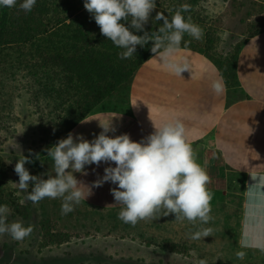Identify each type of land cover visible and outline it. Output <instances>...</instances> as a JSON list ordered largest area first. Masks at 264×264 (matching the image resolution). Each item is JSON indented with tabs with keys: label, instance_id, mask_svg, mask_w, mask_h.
Here are the masks:
<instances>
[{
	"label": "rangeland",
	"instance_id": "rangeland-1",
	"mask_svg": "<svg viewBox=\"0 0 264 264\" xmlns=\"http://www.w3.org/2000/svg\"><path fill=\"white\" fill-rule=\"evenodd\" d=\"M180 2L184 6L187 0ZM188 4L185 18L203 30L202 39L194 40L196 47L215 61L229 58L248 35L264 29V0H188ZM15 74L0 98V204L10 209L8 223L22 222L32 232L21 241L0 235V264H200L201 260L264 264L263 255L238 246L235 221L220 220L218 207H211L207 224L176 221L168 215L133 226L118 218L120 209H97L81 201L64 215L59 198L35 204L28 200L31 182L24 190L14 184L19 182L15 164L25 156L30 175L43 179L54 175L46 150L63 138L64 126L59 124L62 109L35 99L26 73ZM124 108L112 98L94 112ZM202 228L211 229L207 237L190 238ZM239 251L246 253L243 260L237 258Z\"/></svg>",
	"mask_w": 264,
	"mask_h": 264
},
{
	"label": "clouds",
	"instance_id": "clouds-1",
	"mask_svg": "<svg viewBox=\"0 0 264 264\" xmlns=\"http://www.w3.org/2000/svg\"><path fill=\"white\" fill-rule=\"evenodd\" d=\"M37 0H19V8L31 12ZM18 0H0V8H14ZM84 8L91 14L104 37L121 49L119 57L129 59L137 47L151 42V52L161 69L170 75L182 78V73L191 70L190 61L178 53L185 35L195 40L203 37L202 28L185 18L187 6H181L169 19L157 12L156 21L163 24L149 33L145 25L156 8V0H84ZM123 21V22H122ZM143 33L137 35L134 33ZM210 88L216 96L226 92L223 77L211 78ZM102 131L91 141L81 135L60 139L47 149L53 161L54 175L47 179L30 175L25 168L28 157L18 159L14 171L21 190H31L27 199L39 203L45 198L61 199V213L67 215L74 207L91 194L92 188L110 182L115 204L120 205L118 218L124 223L137 224L141 220L174 215L176 221L187 220L207 224L212 219L208 188L210 177L206 169L197 162L192 145L186 138V127L180 118L165 120L154 127L153 134L134 142L128 134L110 137L115 132L112 120L100 124ZM109 164L104 174L90 187L78 181L74 173H82L85 166ZM114 162L115 166H111ZM255 183L246 191L244 226L246 238L243 247H257L264 252V174L251 176ZM10 209L0 204V235L8 234L21 241L32 232L31 226L22 222H7ZM210 228H202L190 234L198 240L207 237ZM237 258L243 260L246 253L239 251ZM200 264H206L201 260Z\"/></svg>",
	"mask_w": 264,
	"mask_h": 264
},
{
	"label": "crops",
	"instance_id": "crops-1",
	"mask_svg": "<svg viewBox=\"0 0 264 264\" xmlns=\"http://www.w3.org/2000/svg\"><path fill=\"white\" fill-rule=\"evenodd\" d=\"M237 86L222 96L211 88V78L221 76L214 61L205 54L181 48L179 56L192 67L182 78L161 69L154 54L134 72L124 110L96 111L79 121L69 133L91 141L101 131L100 124L112 120L115 132L110 137L128 134L139 142L154 133L165 120L180 118L186 127L187 141L197 162L210 177V207H218L220 220L236 224L238 246L264 256L257 247H243L246 238L244 212L246 191L255 181L251 176L264 174V29L248 35L235 50ZM109 164L85 166L76 179L91 186L103 176ZM111 166H115L112 162ZM110 182L92 188L83 203L103 210L120 209L114 205Z\"/></svg>",
	"mask_w": 264,
	"mask_h": 264
},
{
	"label": "trees",
	"instance_id": "trees-1",
	"mask_svg": "<svg viewBox=\"0 0 264 264\" xmlns=\"http://www.w3.org/2000/svg\"><path fill=\"white\" fill-rule=\"evenodd\" d=\"M173 1L156 0L146 31L162 26V20H155L157 12L171 19L181 8L180 0ZM184 5L189 8L188 0ZM189 13L187 9L183 15ZM194 40L185 35L181 48L208 56L227 85L237 86L235 54L215 61ZM151 47V42L138 46L133 57L121 59V49L102 35L84 0H37L31 12L21 10L18 0L14 8H0V98L15 73L25 72L36 91L34 98L62 109L59 124L64 126V137L104 101L115 98L120 106L128 103L131 77L153 55Z\"/></svg>",
	"mask_w": 264,
	"mask_h": 264
}]
</instances>
